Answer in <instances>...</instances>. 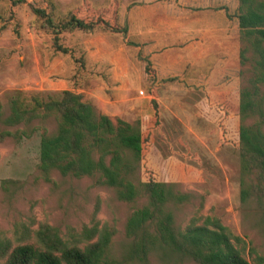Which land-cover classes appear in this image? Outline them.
Here are the masks:
<instances>
[{"label": "rangeland", "instance_id": "obj_1", "mask_svg": "<svg viewBox=\"0 0 264 264\" xmlns=\"http://www.w3.org/2000/svg\"><path fill=\"white\" fill-rule=\"evenodd\" d=\"M238 0H0V104L12 96L60 98L63 90L113 121H139L140 179L170 181L193 194L177 206L182 227L214 216L246 244L264 253V235L252 226V207L240 202L238 92L249 73L239 64ZM44 7L55 20L69 12L101 16L126 33L97 28L59 35L67 52L31 8ZM203 28L189 37L192 28ZM194 28V29H195ZM198 28V29H199ZM193 29V30H194ZM195 41V42H194ZM204 49V56L194 54ZM189 59V61H188ZM40 131L19 142L0 143V239L12 246L35 243L41 224L82 247L96 235L84 229H113L107 264H145L130 259L126 220L144 200L124 202L95 177L45 179L37 168ZM9 180V181H5ZM1 262V261H0ZM148 264H195L154 252Z\"/></svg>", "mask_w": 264, "mask_h": 264}, {"label": "trees", "instance_id": "obj_2", "mask_svg": "<svg viewBox=\"0 0 264 264\" xmlns=\"http://www.w3.org/2000/svg\"><path fill=\"white\" fill-rule=\"evenodd\" d=\"M25 0H10L16 6ZM235 20L239 29V64L249 73L238 92V152L240 202L253 209L252 226L264 235V0H238ZM41 26L52 35L55 50L66 53L59 35L101 28L125 34L101 16L84 18L69 12L55 20L44 7H32ZM40 131L39 173L50 179L95 177L93 184L113 189L124 202L144 203L126 220V243L130 259L148 264L150 254L175 256L195 264H251L246 258L245 240L233 234L214 216L190 219L180 226L175 220L177 206L190 202L193 194L183 192L170 181L140 179L142 134L139 121L119 117L113 121L83 100L82 94L63 90L60 98L32 96L29 102L19 96L0 104V143L19 142ZM9 181V180H5ZM113 229L96 225L84 229V236L96 235L82 247L63 239L57 229L41 224L34 232L35 243L12 246L0 239V264H107L105 254ZM253 264H264V253L248 249Z\"/></svg>", "mask_w": 264, "mask_h": 264}, {"label": "crops", "instance_id": "obj_3", "mask_svg": "<svg viewBox=\"0 0 264 264\" xmlns=\"http://www.w3.org/2000/svg\"><path fill=\"white\" fill-rule=\"evenodd\" d=\"M194 28H195V26H194ZM192 28L191 30H190V32H189V37H191L192 35H194V36H197V32L198 31H200V32H202L201 30H203V28L205 29L206 27L204 26L203 28ZM194 29V30H193ZM195 42V41H194ZM194 47L195 46H193L192 48L194 49ZM195 50V53L194 54H196V55H199V56H204V53H206L205 52V50L204 49H201V50H198V49H194ZM188 61H189V59H188Z\"/></svg>", "mask_w": 264, "mask_h": 264}]
</instances>
